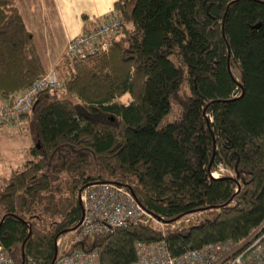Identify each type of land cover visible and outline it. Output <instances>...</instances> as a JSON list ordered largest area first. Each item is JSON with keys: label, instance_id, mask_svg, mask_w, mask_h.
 Wrapping results in <instances>:
<instances>
[{"label": "trees", "instance_id": "16d2710c", "mask_svg": "<svg viewBox=\"0 0 264 264\" xmlns=\"http://www.w3.org/2000/svg\"><path fill=\"white\" fill-rule=\"evenodd\" d=\"M109 16L121 24L106 51L53 66L62 86L23 116L37 144L0 175V246L14 264L51 263L93 184L127 188L165 225L82 239L99 264H133L136 242L164 240L172 256L240 242L264 221V0H116ZM46 73L0 0V97Z\"/></svg>", "mask_w": 264, "mask_h": 264}, {"label": "built area", "instance_id": "2783aa9c", "mask_svg": "<svg viewBox=\"0 0 264 264\" xmlns=\"http://www.w3.org/2000/svg\"><path fill=\"white\" fill-rule=\"evenodd\" d=\"M120 21L110 17L93 28L71 38L66 43L65 55L80 61L106 51L117 32ZM62 81L53 70L36 78L26 89L11 99L0 97V127L18 125L31 109L37 95L45 90L57 89ZM82 216L70 232L71 239L62 242L61 235L55 242L56 255L52 264H99L95 250L75 247L84 238L110 232L113 228L138 223L164 224L147 212L125 187L115 184H93L79 193ZM133 264H264V221L240 242L218 241L196 249H186L172 256L164 240L134 244ZM0 264H14L0 246Z\"/></svg>", "mask_w": 264, "mask_h": 264}, {"label": "crops", "instance_id": "0c3cea01", "mask_svg": "<svg viewBox=\"0 0 264 264\" xmlns=\"http://www.w3.org/2000/svg\"><path fill=\"white\" fill-rule=\"evenodd\" d=\"M115 1L116 0H34V4H31V0H12L14 6L21 15L25 29L31 34L32 40L33 34L31 30L33 29L31 27H29L30 29L26 27L27 19L31 21L32 18L38 16L46 18L47 22H45L44 18V24H41V26L45 27L44 32L47 31L43 37V48L47 51L51 48L49 41L55 38L51 36L48 30H51L53 33H58L63 40V47H65L68 40L83 33L87 29L93 28L96 22H100L102 18L108 17L112 14ZM35 8H38V15L33 14ZM60 47L61 45L59 48ZM47 51L46 56H48L49 53ZM63 52L64 49L60 56L53 60H49L48 71L52 70L53 66L63 56ZM18 125L30 127L25 117L21 119V122ZM10 126L15 125L4 127ZM2 128L3 127H0V129ZM33 136V139H31L32 141L35 140V134H33ZM21 164L17 166H20Z\"/></svg>", "mask_w": 264, "mask_h": 264}, {"label": "rangeland", "instance_id": "374dc122", "mask_svg": "<svg viewBox=\"0 0 264 264\" xmlns=\"http://www.w3.org/2000/svg\"><path fill=\"white\" fill-rule=\"evenodd\" d=\"M31 4H34V0H31ZM33 14H39L38 8H35V11ZM45 18V17H44ZM44 18L42 17H35L32 18V20L27 19V28L30 29L31 27L33 30V42L37 49V52L39 54V57L42 61L43 66L47 70L49 68V60H53L54 58H57L60 56L61 52L64 49L63 54H65V47H63V40L61 39V36L58 35V33H53L51 30H48V32L51 34L53 38L50 40V50H45L43 48L44 42L43 37L47 33L45 31V27H42L41 24H44ZM45 22H47L45 18ZM50 29V28H49ZM61 47L59 48V46ZM46 51L49 52L48 56H46ZM48 71V70H47ZM33 134H35V140L33 139ZM37 133L34 130V128L31 129V127L21 126V125H15L10 127H3L0 129V175L1 176H8L10 173V169L15 168V166L25 162L29 158V149L30 147L37 144ZM225 170L222 168L217 169V173H213V177H217L219 174H224ZM152 224L153 226L159 227L161 230L165 228V225L160 227V225L156 223H148ZM71 239V234L67 233L65 234L64 238L62 239V242H68Z\"/></svg>", "mask_w": 264, "mask_h": 264}, {"label": "water", "instance_id": "95a60500", "mask_svg": "<svg viewBox=\"0 0 264 264\" xmlns=\"http://www.w3.org/2000/svg\"><path fill=\"white\" fill-rule=\"evenodd\" d=\"M55 255H56V250H55V252H54V256H53V259H52V261H51V263H50V264H52V263H53V260H54V257H55Z\"/></svg>", "mask_w": 264, "mask_h": 264}]
</instances>
